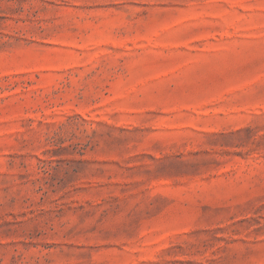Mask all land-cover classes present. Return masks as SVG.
<instances>
[{"label": "rangeland", "instance_id": "1", "mask_svg": "<svg viewBox=\"0 0 264 264\" xmlns=\"http://www.w3.org/2000/svg\"><path fill=\"white\" fill-rule=\"evenodd\" d=\"M0 264H264V0H0Z\"/></svg>", "mask_w": 264, "mask_h": 264}]
</instances>
